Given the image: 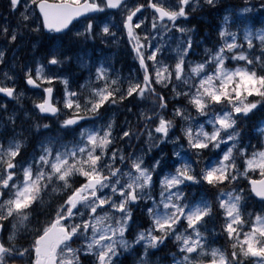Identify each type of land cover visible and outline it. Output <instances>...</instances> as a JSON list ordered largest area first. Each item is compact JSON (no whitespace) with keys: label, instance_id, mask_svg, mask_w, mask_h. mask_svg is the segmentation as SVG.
<instances>
[{"label":"snow or ice","instance_id":"6c2138e0","mask_svg":"<svg viewBox=\"0 0 264 264\" xmlns=\"http://www.w3.org/2000/svg\"><path fill=\"white\" fill-rule=\"evenodd\" d=\"M0 264H264V0H7Z\"/></svg>","mask_w":264,"mask_h":264},{"label":"rangeland","instance_id":"374dc122","mask_svg":"<svg viewBox=\"0 0 264 264\" xmlns=\"http://www.w3.org/2000/svg\"><path fill=\"white\" fill-rule=\"evenodd\" d=\"M254 1H256V0H250V2H252V3H254ZM6 5H7V0H0V6H2V7H0V17H3V15H5L7 13ZM125 58L126 57L124 55H122V56H119L118 59L124 60Z\"/></svg>","mask_w":264,"mask_h":264},{"label":"trees","instance_id":"16d2710c","mask_svg":"<svg viewBox=\"0 0 264 264\" xmlns=\"http://www.w3.org/2000/svg\"><path fill=\"white\" fill-rule=\"evenodd\" d=\"M225 2L227 3V4H236V3H239L240 2V0H225ZM257 2V0L256 1H254V3H256ZM207 19V18H206ZM206 23L208 22V21H205ZM207 30V28H205V31Z\"/></svg>","mask_w":264,"mask_h":264},{"label":"bare ground","instance_id":"6f19581e","mask_svg":"<svg viewBox=\"0 0 264 264\" xmlns=\"http://www.w3.org/2000/svg\"><path fill=\"white\" fill-rule=\"evenodd\" d=\"M5 15H7V13H6ZM5 15H4V16H5Z\"/></svg>","mask_w":264,"mask_h":264}]
</instances>
